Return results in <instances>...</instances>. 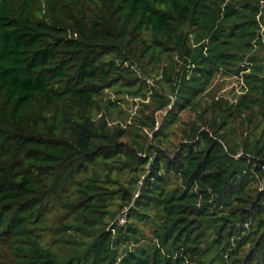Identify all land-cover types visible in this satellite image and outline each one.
<instances>
[{"label": "trees", "instance_id": "16d2710c", "mask_svg": "<svg viewBox=\"0 0 264 264\" xmlns=\"http://www.w3.org/2000/svg\"><path fill=\"white\" fill-rule=\"evenodd\" d=\"M263 50L264 0H0V264H264Z\"/></svg>", "mask_w": 264, "mask_h": 264}, {"label": "rangeland", "instance_id": "374dc122", "mask_svg": "<svg viewBox=\"0 0 264 264\" xmlns=\"http://www.w3.org/2000/svg\"><path fill=\"white\" fill-rule=\"evenodd\" d=\"M262 54L264 56V50ZM152 82H153V79L150 78L149 83H152ZM242 86H243V83L241 81L240 76L236 77V76H230L228 74H220L213 81L210 90H213L218 96H224L225 98H228L231 100V99L237 98L241 94ZM104 98H105V101L111 100V101L116 102V107H113L112 112L109 116L110 122H119V123L126 124L130 119H132L136 115L138 108H139V104H140L139 99H133L124 93L118 95L114 91H107L104 94ZM165 112L166 111L158 112L157 114L158 123L162 122ZM101 174L103 175V178L105 180V176L108 174V171L102 172ZM114 175H116V173H114ZM132 177H133V174L131 172H125L122 180H127V179L129 180ZM144 177H142V181ZM174 183L175 182L173 181V185ZM105 185L110 186V184H105ZM111 186L113 190H116V187L114 184ZM140 186H141V182H139V185L135 190V193L137 194L136 197L138 196ZM49 200H50V203L52 204V210L50 213V217L52 218V220H55L57 218V215H61L60 213H58L60 197L53 195L49 198ZM132 206L133 205H131L130 207H125V208L123 207L124 208L123 209L120 207V202L118 200L113 201V204L110 205V215H108L106 218V224L108 225L107 228L110 229L112 228L113 225L116 224L115 220L118 214L125 212L126 215L128 216L129 210ZM149 215L150 216L146 218L145 222H140L138 224L143 229V231L146 233L148 237L152 235V232L154 228L156 227V225L158 224V220H159V214L155 210L149 211ZM56 220H58V218ZM131 222L132 220L128 218V221L125 225ZM121 227L123 226H117L115 232ZM115 234L116 233H114V235ZM43 242L44 244L48 242L51 243L50 235L45 236L43 238Z\"/></svg>", "mask_w": 264, "mask_h": 264}, {"label": "built area", "instance_id": "2783aa9c", "mask_svg": "<svg viewBox=\"0 0 264 264\" xmlns=\"http://www.w3.org/2000/svg\"><path fill=\"white\" fill-rule=\"evenodd\" d=\"M115 221H116L118 226H124L127 223L126 213L122 212L121 214H118Z\"/></svg>", "mask_w": 264, "mask_h": 264}]
</instances>
